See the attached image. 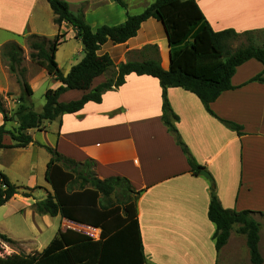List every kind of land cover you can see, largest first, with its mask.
<instances>
[{
	"label": "crops",
	"instance_id": "0c3cea01",
	"mask_svg": "<svg viewBox=\"0 0 264 264\" xmlns=\"http://www.w3.org/2000/svg\"><path fill=\"white\" fill-rule=\"evenodd\" d=\"M65 1L71 12L81 10L84 20L95 30L101 25L122 24L127 15L141 13L155 0H123L125 8L112 0ZM195 1L215 31L230 28L238 33L264 32V0ZM138 9L141 11L135 12ZM54 17L46 0H0V93H20L19 84L12 79L1 56L7 42H15L22 49L23 78L32 93L35 86L48 78L53 83L45 91L58 87L60 82L29 59L27 35L52 39L57 32L64 34L65 40L55 52L58 66L59 52L66 53H62L63 74L82 59L83 45L76 30L65 21L56 25ZM71 40L74 43L63 48ZM153 44L161 56H166L161 66L167 69V36L162 23L153 17L141 22L135 36L121 43L107 40L97 53H108L116 66L129 59L147 57L149 51L145 46ZM114 69L94 77L87 90L64 91L58 101L80 99L111 78ZM262 70L263 65L255 59L237 66L231 77L233 88L222 91L209 103L213 114L194 93L182 87L166 88L169 107L176 115L172 123L186 150L163 121L159 80L135 73L125 75L120 85L105 89L100 101L89 100L76 112L62 113L44 122L42 129H28L32 141L26 147L2 149L30 157L41 153L44 171L50 158L47 147L75 162L93 160L96 178H125L138 192L135 207L147 264H217L220 254L233 253L236 247L231 243L234 238L231 230L227 243L219 252L215 251L212 238L215 225L207 217L211 192L224 209L264 213V83L251 80ZM223 121L241 126V133ZM3 141L11 144L6 138ZM189 158L211 178L200 171L193 174ZM35 179L33 176L32 182L20 185L19 190L34 188ZM43 186L44 194L39 198L17 193L0 206L3 219L17 213L23 217L27 234L1 225L0 233L13 241L32 244L31 251L42 250L59 229H64L65 219L59 215L38 214L32 208L35 200L51 193L46 181ZM15 219L19 220L17 216ZM260 243L261 236L259 250Z\"/></svg>",
	"mask_w": 264,
	"mask_h": 264
},
{
	"label": "trees",
	"instance_id": "16d2710c",
	"mask_svg": "<svg viewBox=\"0 0 264 264\" xmlns=\"http://www.w3.org/2000/svg\"><path fill=\"white\" fill-rule=\"evenodd\" d=\"M58 26L65 21L76 30V37L83 45L84 56L70 70L63 74L55 60V52L65 38L64 34L54 35L52 39L37 34L26 36L29 59L45 68L50 76L60 82L56 88L44 92V104L41 111L20 106L14 113L17 127L8 130L6 123L11 120L4 109L0 96V113L3 122L0 124V149L26 147L32 138L28 129H42L46 121L54 120L62 113H73L80 110L84 103L100 101L101 93L112 85H120L129 73L146 74L156 77L162 88L163 121L175 134L178 144L186 150L179 138L172 120L176 115L171 111L167 98V87H182L194 93L205 108L211 113L209 103L225 90L233 88L231 77L236 67L247 60L255 59L263 65L261 73L251 80L264 83V47L247 45L230 51L228 42L240 34L234 29L215 31L205 19L195 0H155L141 13L127 15L119 25H101L93 30L84 20L82 11H70L65 0H46ZM125 8L123 0H112ZM82 7V6H81ZM149 17L160 21L166 32L169 45V65L164 69L157 58L158 48L155 44L145 48L152 56L141 60H127L114 65L108 53L98 54L97 50L107 40L113 43L125 42L136 35L141 22ZM1 56L8 70L15 76L23 88L19 100L32 95L30 85L23 78L22 49L15 42L3 45ZM111 78L96 86L80 99L60 102L58 97L69 89L87 90L94 77L112 70ZM237 133L241 126L231 121H223ZM9 134L11 144L4 143V136ZM50 158L46 163L44 180L50 185L51 193L42 200H35L32 208L38 214L59 215L62 219L83 223L101 229L99 240L73 231L59 229L55 236L40 251L28 254L13 252L1 254L0 264H147L143 253V244L136 215L135 201L138 192L134 191L125 178L110 177L98 179L95 176L93 160L75 162L62 156L53 148H46ZM73 164L71 167L70 164ZM63 164H66V168ZM193 174L202 166L189 158ZM78 167V169L76 168ZM80 180L78 188H72L74 180ZM21 187L11 183L8 177L0 172V206L19 193ZM24 190L31 188L23 187ZM24 196H30L23 194ZM113 195L115 200L103 201L104 197ZM250 210L224 209L214 192H211L207 209L208 219L214 223L212 235L216 252L227 243L233 224H238L237 232L245 236V244L252 264H262L263 257L259 250V225ZM0 240L13 244L11 238L0 233ZM1 251V249H0Z\"/></svg>",
	"mask_w": 264,
	"mask_h": 264
},
{
	"label": "rangeland",
	"instance_id": "374dc122",
	"mask_svg": "<svg viewBox=\"0 0 264 264\" xmlns=\"http://www.w3.org/2000/svg\"><path fill=\"white\" fill-rule=\"evenodd\" d=\"M141 9H138L135 12H140ZM71 43H74L72 40L67 42V44L63 45L64 47H67ZM254 45L257 47H264V32H251L249 34H240L237 37L233 38L228 42V47L230 51H234L238 48L247 46V45ZM61 49L60 51H62ZM63 55L64 51L62 52ZM61 52H59V63L60 66H58L60 69L63 70L65 66L64 62V56ZM153 54L151 52H147V56H152ZM157 58L161 62L164 63L166 60V56L163 57L157 52ZM61 58V59H60ZM22 60H23V52H22ZM6 63V62H5ZM8 68V67H7ZM11 77L13 80L16 81L15 76L11 74ZM17 82V81H16ZM53 83V80L43 81L40 86H35L32 96L25 97L23 100H19V96L23 92V88L20 86V93H16L15 91H8L0 93L2 104L4 109L7 111V113L12 116L11 120H9L6 123V128L8 130H14L17 127V121L15 120L17 117L15 116V112L17 109L22 105L24 107H28L33 109L34 111H41L42 105L44 104V91L46 88L50 86V84ZM0 117H2V114L0 113ZM9 143H13L12 139L9 134L4 136ZM4 138V139H5ZM31 156V155H30ZM29 155L25 154H19L16 155V153L11 152L10 150L6 149H0V172L8 176L10 181H12L15 185H29L32 182V177L35 176V180L37 183H35L34 188L28 189V190H19V193L21 195L28 194V195H35V198H39L38 196H42L44 194L43 185L45 183L44 180V165L42 161L44 160L43 156L40 154H36L34 157H30ZM66 168V164H63ZM71 167L73 164H70ZM76 168V167H75ZM78 169V167L76 168ZM80 180H74L72 184V188H78L79 187ZM114 201L115 198L113 195H110L108 197H104L103 201L106 200ZM16 216L19 219L16 221ZM15 217H8L6 219H3V216L1 214L0 209V225L11 227L15 231H17L19 234H27V228L24 225V219L23 217L20 218V215L17 213ZM253 219L258 223L259 225V237L261 236V243H260V252L263 257L264 264V213L261 214H254L252 215ZM63 225V224H62ZM239 225L233 224L231 227V230L234 232V238L231 240V243L236 247V251L233 253H222L217 259V264H252L249 260V253L248 251L244 250L246 249V245L244 244L243 237H245L243 234L237 232ZM63 228L64 225H63ZM203 246V245H202ZM206 246V245H205ZM0 249L1 254H10L13 252H20V253H30L33 249L32 244H23L20 242H14L13 244L4 242L0 240Z\"/></svg>",
	"mask_w": 264,
	"mask_h": 264
},
{
	"label": "built area",
	"instance_id": "2783aa9c",
	"mask_svg": "<svg viewBox=\"0 0 264 264\" xmlns=\"http://www.w3.org/2000/svg\"><path fill=\"white\" fill-rule=\"evenodd\" d=\"M63 225L65 228H68L78 233L84 234L93 240L100 239L101 229L98 227H93V226H89L83 223H78V222H74V221H70L66 219L63 222Z\"/></svg>",
	"mask_w": 264,
	"mask_h": 264
},
{
	"label": "water",
	"instance_id": "95a60500",
	"mask_svg": "<svg viewBox=\"0 0 264 264\" xmlns=\"http://www.w3.org/2000/svg\"><path fill=\"white\" fill-rule=\"evenodd\" d=\"M165 33H166V32H165ZM167 42H168V41H167ZM168 58H169V55H168ZM199 173L202 174L203 176L209 178V179L211 178L210 175H209V173H207V172H206L205 170H203V169H201Z\"/></svg>",
	"mask_w": 264,
	"mask_h": 264
}]
</instances>
